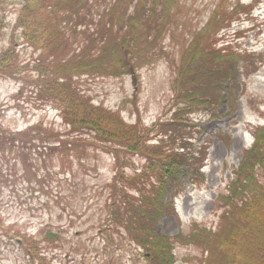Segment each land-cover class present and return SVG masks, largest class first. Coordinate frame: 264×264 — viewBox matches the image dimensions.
I'll list each match as a JSON object with an SVG mask.
<instances>
[{
	"label": "trees",
	"instance_id": "obj_1",
	"mask_svg": "<svg viewBox=\"0 0 264 264\" xmlns=\"http://www.w3.org/2000/svg\"><path fill=\"white\" fill-rule=\"evenodd\" d=\"M156 1L20 0L11 45L0 51V76L17 77L32 64H22L14 43L17 34L37 53L30 81L27 75L21 79L30 83L39 103L50 104L59 112L69 130L43 120L23 129H9L0 121V183L13 185L20 178L30 182L42 169L48 170L49 176V167H55L56 159L64 172L68 167L65 157L69 156L82 166L81 158L92 146L102 149L108 145L111 151L145 158V163L141 169L135 168L133 175L125 174L122 167L116 172L107 207V237L113 238L115 232L143 249L144 264H173L177 242L204 250L206 256L200 264H264V175L255 173V169L264 168V127L258 130L255 144L245 151L227 193L218 196L222 211L215 231L192 222L186 233L171 236L158 232L164 217L179 218L175 201L186 185L204 182L201 169L210 143L197 142L205 130L190 114L201 109L211 118L218 116L224 96L211 95L209 89L224 92L229 80H234L235 74L232 78V73L216 70L224 59L233 61V65L235 56L230 51L221 56L211 45L201 49L212 58L211 64L206 56L189 52L177 76L178 105H174L169 119L158 120L151 128L127 125L118 113L95 106L75 79L88 75L135 76L146 64L150 44L145 40L154 42L149 32L155 31L158 38L165 26L164 21L158 24ZM5 24L0 11V35ZM227 46L220 51L232 48ZM150 133L156 138L153 144H148ZM35 156L48 159L41 163ZM116 159V165L121 166L118 155ZM44 183V179L38 181L40 186ZM3 221L0 214V241L20 239L30 262L52 264L45 262L47 257L41 254L33 235L14 231L15 222L6 226Z\"/></svg>",
	"mask_w": 264,
	"mask_h": 264
},
{
	"label": "rangeland",
	"instance_id": "obj_2",
	"mask_svg": "<svg viewBox=\"0 0 264 264\" xmlns=\"http://www.w3.org/2000/svg\"><path fill=\"white\" fill-rule=\"evenodd\" d=\"M156 4L160 14L158 24L162 25L159 20L164 21L165 26L158 38L155 31L149 32L148 37L154 42L145 40L150 44L146 64L135 76L88 75L75 79L95 106L118 113L127 125L151 128L158 120L169 119L178 105L177 76L189 52L206 56L210 64L212 58L201 53L208 45L221 56L228 51L235 56L233 65V61L224 59L216 68L221 73H232V78L235 74L234 80L225 85L229 88L224 92L209 89L211 95L223 93L218 116L211 118L201 109L190 114L202 122L205 130L198 143L205 140L210 143L201 169L204 182L196 187L186 185L176 200L179 218L164 217L158 225L159 233L171 236L188 232L192 222L199 228L206 226L215 231L222 211L218 196L227 193L245 151L255 144L258 130L264 127V0H157ZM19 7L20 0H0V11L6 21L0 35V51L11 45ZM147 29L142 30V36ZM15 37L22 64H33L37 53L21 42L17 34ZM227 44L232 48L220 51ZM192 45L194 48L190 50ZM32 64L26 65L17 77L0 76L1 123L9 129H23L43 120L47 125L69 130L59 112L50 104L39 103L30 83L21 79L27 75L30 81L29 74H34ZM148 135L151 138L148 137V144H153L154 133ZM92 148L81 158L82 166L69 156L65 157L68 167L64 172L56 159L55 167H49V176L48 170L42 169L30 182L20 178L13 185L0 183L3 222L6 226L15 222L14 231L33 235L47 263L144 264L143 249L119 238L115 232L113 238L107 237L106 221L116 172L122 167L125 174L133 175L135 168L141 169L145 158L111 151L108 145ZM116 155L122 161L121 166L116 165ZM35 157L41 163L48 159ZM255 173L262 177L264 168L255 169ZM5 174L6 170L2 175ZM41 179L45 180L42 186L38 184ZM203 251L198 246L177 242L173 264H200L206 256ZM0 264L38 262H30L13 239L0 241Z\"/></svg>",
	"mask_w": 264,
	"mask_h": 264
}]
</instances>
